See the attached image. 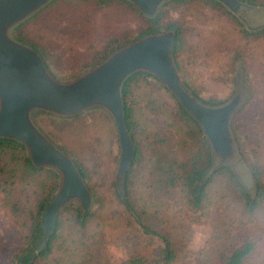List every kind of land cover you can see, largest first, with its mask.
Segmentation results:
<instances>
[{
	"label": "trees",
	"instance_id": "trees-1",
	"mask_svg": "<svg viewBox=\"0 0 264 264\" xmlns=\"http://www.w3.org/2000/svg\"><path fill=\"white\" fill-rule=\"evenodd\" d=\"M177 1L209 4L210 7L230 17L241 35L264 37V27L249 31L239 17L217 0H167L152 16H145L128 0H50L19 22L14 27L13 34L17 41L31 47L40 55L48 72L54 77L49 69V57L53 53L49 49L51 43L48 44V36L50 34L57 36L56 33H51L50 29L55 24L53 21H48L44 25L41 23L48 12L60 6L66 9L68 7L67 12L71 18L67 20L68 27L71 31L78 32L80 40L89 41L91 36L90 42H94L95 36L92 34L96 31L95 24L99 16L107 21L106 17L112 16L115 12L119 15L133 12L144 19L136 33L124 31L119 35L110 36L108 41L105 40L101 45H94L93 55L86 57L85 54L84 64L75 69L73 75L66 77L64 81L75 80L100 65L115 51L137 40L173 31L171 53L182 82L202 103L211 106L221 105L220 102L201 97L181 75L184 68L180 56L185 47L184 30L187 26L177 20L166 21L163 11L166 5ZM240 1L253 7L264 5L262 0ZM34 31H38L40 35L35 36ZM43 32L47 35V42L42 38ZM87 33L91 35L86 36ZM74 42L70 40V43ZM81 44V42L75 44L72 49ZM235 56L239 54L236 53ZM65 70L63 67L60 71ZM149 77L168 95L163 100L155 97L144 99L141 116L135 106L137 96L134 89L139 82H150ZM120 93L123 100L124 123L134 144V155L124 177L123 195L117 184L118 162L115 169L108 174L98 172L101 174V181L92 180L81 162V154L73 146L74 143H88L85 139L88 138V127L79 121L82 116H86L87 111L69 116L54 114L46 116L48 122L41 131L73 161L91 194L92 205L86 214L77 202L64 205L56 214L54 229L40 250L38 247L42 243L45 231V209L58 192L60 174L49 166H34L27 148L20 141L0 137V193L3 204L9 207L15 222L18 220L22 227L24 241L9 255V264H50L52 260L54 263L51 264H95L91 260L93 250L106 245L105 235L110 229L118 227L116 222L131 227L133 231L131 236H122L124 245L133 246L129 247L131 251L124 264H175L182 254L185 236L181 240L178 236L173 238L166 229L167 223H172L174 228L183 230L182 220L179 219V222L176 220V217L180 216L179 212L191 213L189 217L195 219L197 223H203L201 220L207 215L211 204L215 215L219 212L218 208L221 213L223 212L221 205L226 202L233 203L242 213L247 214L255 213L264 204V185L260 182L258 164L248 157L256 185L253 193L240 182L231 165L221 164L211 171L213 152L203 129L158 77L150 72L136 70L123 79ZM93 110L95 114L104 109L96 106ZM38 113L48 112L38 110ZM103 113L100 115L104 116ZM112 123V131L116 135L113 147L114 150L118 149L114 153L120 154L113 120ZM77 132H81L83 140H77L79 136ZM218 180L226 184L224 194L216 189L215 183ZM224 207L225 210L228 209L225 204ZM176 208L179 212H170ZM72 228L75 233L71 234L73 237L69 239L65 231ZM183 232L185 233L186 229ZM141 244L150 251L149 256L141 255L135 249ZM255 248L256 243L249 235L231 251H227L226 248L219 249L216 261L219 264H245ZM58 249H61V252L70 251L64 257L50 259Z\"/></svg>",
	"mask_w": 264,
	"mask_h": 264
},
{
	"label": "rangeland",
	"instance_id": "rangeland-1",
	"mask_svg": "<svg viewBox=\"0 0 264 264\" xmlns=\"http://www.w3.org/2000/svg\"><path fill=\"white\" fill-rule=\"evenodd\" d=\"M165 1L167 0H162L159 3L157 11ZM210 6L203 2L183 3L177 1L166 5L163 11L166 21L177 20L185 27L187 26V29L184 30L185 47L180 56L184 68L182 74L180 73L182 77L204 99L222 104L237 93L243 100L231 121L232 133L240 147L242 156L236 153L228 164L231 165L246 189L253 193L256 185L250 169L249 158L258 164L260 182L264 185V37L254 38L241 35L230 17ZM68 9L64 6L57 7L48 12L47 17L41 22L43 25L48 21H53L55 24L50 29L51 33H56L57 36L54 37L51 34L48 36V44L51 43L49 49L53 53L49 57V69L55 78L48 73L59 82H65L66 77L72 76L75 69L84 64L85 54L86 57L93 55L94 48L92 47L94 45H101L105 40L108 41L110 36L119 35L124 31L135 34L144 21L142 17L133 12L121 15L115 12L112 16L106 17L107 21L99 16L95 24L96 34H92L93 37L95 36L94 42H90L91 36L89 41L80 40L78 32L71 31L68 27L67 20L71 19L67 12ZM236 16L241 21H245L249 31L264 27V5L245 9L242 14ZM15 26L9 30V35L14 39ZM34 35L40 34L38 31H34ZM46 37L47 35L43 32L42 38L45 41ZM70 40L75 42L70 43ZM80 42L81 45L72 49L75 44ZM236 53L239 56H235ZM63 67L66 70L62 72L60 70ZM148 80L150 81L148 83L139 82L134 89L137 96L135 106L141 116L144 99L155 97L163 100L168 95L167 92L160 89V86L158 87V83L151 77ZM94 107L96 106L85 109L86 116L79 119L88 127V138H85L88 143H74L73 146L81 154L82 160H80L84 164L88 177L101 181V174L98 172L103 171L108 174L113 171V168L117 166L119 153H114L118 149L114 150L113 147L115 142V133L112 131L113 118L103 107L104 110L94 114ZM97 107L101 106L97 105ZM38 110L40 109L33 110L31 118L40 131L44 125H47L46 116L59 115L49 111H46L48 112L46 114H39ZM100 113H103L104 116H101ZM77 133H79L77 140H83L81 132ZM45 136L47 137V135ZM51 142L54 144L53 141ZM83 147L86 149H82ZM113 155H117L116 158ZM219 165H221L219 158L213 156L210 170H214ZM215 184L217 191L224 194L225 182L218 180ZM71 202H77L80 205L76 199L67 204ZM224 204L228 208L227 210H225ZM221 206L223 212L221 213L218 208L219 212H216L215 215L211 204L207 215L201 220L203 223H197L195 219L188 216L191 213L184 214L179 212L178 208L170 211L171 213L179 212L180 216L176 217V220L178 222L179 219L182 220L183 230L186 229L184 233L183 230L174 228L172 223H167L166 230L172 234L173 238L178 236L181 240L185 236V240L182 242V254L175 264H219L216 261L219 249L226 248L227 251H231L249 235L255 241L256 248L249 255L245 264H264V204L253 214L242 213L238 206L231 202L223 203ZM26 213L25 211L24 214ZM116 224L118 227L110 229L105 235L106 245L93 250L91 260L95 264H124L127 260L131 251L129 247L133 246L124 245L122 236H131L133 231L131 227L117 222ZM21 230L22 227L18 220L16 223L9 207L3 204L0 193V264H9V255L24 243ZM65 232L69 239L73 237L71 234L75 233L74 228ZM135 249L141 255H150V251L146 250L142 244ZM69 251L61 252V249H58L56 252L54 251L50 259H56L57 256L64 257L69 254ZM51 263H54L53 260L50 261Z\"/></svg>",
	"mask_w": 264,
	"mask_h": 264
},
{
	"label": "water",
	"instance_id": "water-1",
	"mask_svg": "<svg viewBox=\"0 0 264 264\" xmlns=\"http://www.w3.org/2000/svg\"><path fill=\"white\" fill-rule=\"evenodd\" d=\"M49 1L0 0V137L20 141L34 166H49L60 174L58 192L45 209V231L39 250L54 229L58 211L76 199L86 214L92 197L73 161L35 126L31 118L33 110L69 116L91 106L105 108L113 118L118 136L117 184L121 195L134 144L124 123L120 87L123 79L136 70L152 73L178 98L200 124L220 164L230 163L236 153L242 156L231 128L232 117L243 101L241 96L236 93L229 101L211 106L192 95L182 82L172 57L173 31L137 40L73 81L55 80L37 52L9 35L13 26ZM128 1L145 16H152L162 0ZM217 1L235 15L253 8L240 0Z\"/></svg>",
	"mask_w": 264,
	"mask_h": 264
},
{
	"label": "flooded vegetation",
	"instance_id": "flooded-vegetation-1",
	"mask_svg": "<svg viewBox=\"0 0 264 264\" xmlns=\"http://www.w3.org/2000/svg\"><path fill=\"white\" fill-rule=\"evenodd\" d=\"M245 19V18H244ZM243 23H245V21H242Z\"/></svg>",
	"mask_w": 264,
	"mask_h": 264
}]
</instances>
